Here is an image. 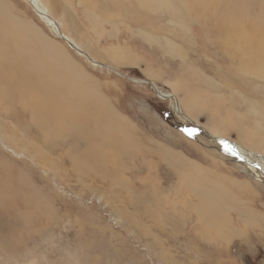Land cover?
I'll return each instance as SVG.
<instances>
[{"label":"rangeland","instance_id":"1","mask_svg":"<svg viewBox=\"0 0 264 264\" xmlns=\"http://www.w3.org/2000/svg\"><path fill=\"white\" fill-rule=\"evenodd\" d=\"M37 3L103 67L0 0V264H264V2Z\"/></svg>","mask_w":264,"mask_h":264},{"label":"bare ground","instance_id":"2","mask_svg":"<svg viewBox=\"0 0 264 264\" xmlns=\"http://www.w3.org/2000/svg\"><path fill=\"white\" fill-rule=\"evenodd\" d=\"M264 2V0H256V2L260 4V2ZM30 4L32 5L34 11L37 12L38 14V17L39 19L44 23L46 24L47 27L50 28L51 32L55 35V37H57L58 39L62 40L64 43L67 44V46L72 49L76 54H78L79 56H83L87 61L88 63H91L92 65L94 66H98L100 68H102L103 66H101V64L99 63H96L95 61H92L87 55L83 54V52L81 51V49L75 44V42L73 40H71L70 38L64 36L61 34L58 26L53 22V20H51L48 15L43 11V9H39L37 6H38V0H29ZM264 4V3H263ZM228 6V5H227ZM222 7V6H221ZM226 8V7H225ZM195 8H193V12L195 11L194 10ZM197 9V8H196ZM264 9V8H263ZM210 18V17H209ZM210 20V19H209ZM216 23V21H215ZM248 24V23H247ZM250 24V22H249ZM248 24V25H249ZM217 25V23H216ZM245 26V25H244ZM252 26V25H251ZM218 27V26H217ZM264 27V26H263ZM48 28V29H49ZM262 28V27H261ZM213 29V27L211 28ZM219 28H217V31H218ZM251 29V28H250ZM263 29V28H262ZM215 30V29H214ZM213 30V32H215ZM245 29H243L242 31L243 32H246L244 31ZM249 30V29H248ZM252 31V29H251ZM255 31V30H254ZM243 32L241 33L240 31L238 32H235L233 35L229 36L228 39H225V41H223V47H222V50L223 52L230 56L229 59H232L235 63H241V66L244 65L243 62L240 61H237V58H242V60L244 59L243 58V53L242 51H244V49L242 48V45H246V39L248 38L249 39V45H250V48H252L253 46H264V37L262 39H256V37L254 38L252 35H249L247 36L246 34H243ZM259 32V30L257 31ZM249 34H250V31H249ZM253 34V33H252ZM255 34V32H254ZM261 33L259 34H255V35H260ZM264 34V33H263ZM263 36V35H262ZM232 47H234L235 49H233ZM249 48V47H248ZM255 50V49H254ZM264 51V50H263ZM234 55H231L233 54ZM248 56V54H247ZM3 60H0V64L5 62L6 64L9 65L8 67V71H7V68L6 67H2L0 68V74H1V77L0 78H3V77H8L10 74L11 75H17V77H20V73H22V66H20L19 64V60L18 59H21L18 57V59H13L11 60L10 58V55L7 53V57L5 58V56L3 55L2 56ZM251 59H255V58H250V61L252 62L253 60ZM22 60V59H21ZM263 61V60H262ZM255 63V62H254ZM257 64V63H256ZM25 65V64H23ZM262 65V64H261ZM237 65H235L236 67ZM256 66V65H255ZM108 67V66H107ZM247 68V67H246ZM108 69L110 70H113V72L115 73H118L116 70H114L113 68L111 67H108ZM27 70V67L23 66V71H26ZM244 70V69H243ZM19 74V75H18ZM22 77V75H21ZM13 78V77H12ZM15 79H18L19 78H16ZM28 79V78H27ZM24 80V79H23ZM4 81V79H3ZM20 81V80H19ZM27 81V80H26ZM29 81V80H28ZM136 81V80H135ZM24 84V83H23ZM22 84V85H23ZM153 87V86H152ZM157 88V87H156ZM153 89L156 91V92H159L158 89H155L153 87ZM163 95V94H162ZM160 96V95H159ZM166 97L168 98H173L175 99L172 95H165ZM159 98H163V97H159ZM178 105V104H177ZM179 110V112L181 113L180 111V108L178 106L177 108ZM175 110H176V107H175ZM182 117L185 119H187V117H185L182 113H181ZM189 120V119H188ZM190 121V120H189ZM117 125V124H116ZM223 142V141H221ZM225 143L231 145L232 147H234L237 151V153L239 154V157H242V159L240 158L241 162L245 163L247 165V167H249L252 171H254L255 173L259 174L262 178H264V158H261V157H257L256 155L254 154H251V153H248V151H245L244 149L240 148V146H237L229 141H224ZM221 147H224L223 146V143H221ZM236 157V156H235ZM239 159V158H238ZM229 224V223H228ZM227 225V224H226Z\"/></svg>","mask_w":264,"mask_h":264},{"label":"snow or ice","instance_id":"3","mask_svg":"<svg viewBox=\"0 0 264 264\" xmlns=\"http://www.w3.org/2000/svg\"><path fill=\"white\" fill-rule=\"evenodd\" d=\"M184 131L186 132L187 135L194 136L196 134L197 130L196 129H185ZM222 143H223V146L227 152H229L233 156H237L238 158L242 159V157H239V154L237 153V151L234 147H232L231 145H229L225 142H222Z\"/></svg>","mask_w":264,"mask_h":264},{"label":"water","instance_id":"4","mask_svg":"<svg viewBox=\"0 0 264 264\" xmlns=\"http://www.w3.org/2000/svg\"><path fill=\"white\" fill-rule=\"evenodd\" d=\"M107 67V66H106ZM145 82H147V81H145ZM148 83L150 84V85H152L155 89H157L156 88V86L154 85V83L153 82H150V81H148ZM158 95H160V97H163V98H167L165 95H162L160 92H156ZM177 108H178V106H176ZM178 112H179V110L178 109H176ZM213 140H216L217 142H219V144L221 145V139H215L214 137H211ZM222 146V145H221Z\"/></svg>","mask_w":264,"mask_h":264}]
</instances>
